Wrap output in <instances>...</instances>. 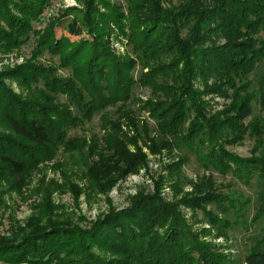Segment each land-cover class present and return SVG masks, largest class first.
Instances as JSON below:
<instances>
[{"label":"trees","instance_id":"trees-1","mask_svg":"<svg viewBox=\"0 0 264 264\" xmlns=\"http://www.w3.org/2000/svg\"><path fill=\"white\" fill-rule=\"evenodd\" d=\"M52 1L0 0V52L34 42L26 65L0 74V112L10 133H0V182L7 177L23 183L44 158L72 144L69 129L95 116L105 125L106 110L115 106V119L109 124L113 129L132 124L136 135L129 138L131 143L137 144L139 137L153 153L168 148L188 150L218 174L237 171L245 182L254 177L260 189L257 215H264V160L245 161L224 149V144L239 143L246 134L264 142V0H123L122 5L85 0L84 12L71 9L61 17L72 15L65 23L71 35L96 33L78 45L57 42L49 29L34 28L33 21L40 19ZM96 1L104 12L97 9ZM8 4L16 8L15 13ZM110 25L128 39L132 55L120 58L105 45ZM45 53L59 57V67L69 70V77H58L57 66L41 64ZM7 79L32 92L45 90L43 100L21 99L5 84ZM197 82L202 90L195 88ZM138 89H148L152 96L143 99ZM209 96L230 103L213 113L205 100ZM255 107L259 114L246 123ZM142 112L154 122L153 129L137 119ZM138 154L125 149L119 153L128 172L145 165V156L139 150ZM211 191L190 205L213 204L214 210L204 212L206 222L226 228L225 235L232 225L222 224L218 217L228 218L241 203ZM205 231H193L176 207L157 194L109 214L88 231L55 226L20 242L2 244L0 261L238 264L216 244L203 240L200 234ZM255 245L243 264H264L263 233ZM96 249L113 256L102 257Z\"/></svg>","mask_w":264,"mask_h":264},{"label":"rangeland","instance_id":"rangeland-1","mask_svg":"<svg viewBox=\"0 0 264 264\" xmlns=\"http://www.w3.org/2000/svg\"><path fill=\"white\" fill-rule=\"evenodd\" d=\"M105 1L114 5L124 3L123 0ZM98 2L97 9L104 12ZM172 3L176 1L172 0ZM86 5L85 0H53L40 19L32 24L39 32L49 29L57 42L78 45L83 39L92 40L91 37L96 33H91V37L87 32L81 36L71 35L65 23L72 15L64 19L61 17L71 9L84 12ZM164 7L171 6L165 4ZM8 9L16 12V8L10 4ZM58 19L63 20L55 27ZM105 33L104 43L113 54L120 58L132 55L128 39L120 34L115 25H110ZM33 48L34 42L31 40L20 48L0 52V74L26 65L31 59ZM39 60L45 67L57 66L58 77H69L70 71L59 67V57H50L45 53ZM5 84L21 99L43 100L42 91L45 90L41 88L32 92V89L21 86L14 79L5 80ZM201 86L198 82L195 84L198 90H202ZM136 92L143 99L152 96L148 89H138ZM205 100L210 102L213 113L222 111L230 103L229 100L213 96L205 97ZM62 101L67 100L63 97ZM105 113V125L100 123V116H95L91 122L69 129L68 137L72 144L44 158L23 183H15L7 177L1 180L0 245L20 242L32 233L48 231L55 226L88 231L109 214L129 209L138 200L158 194L162 201L176 207L193 231L207 230L200 234L203 240L216 244L227 255L233 256L238 264H243L256 246V240L261 233L264 234V215H257L260 189L256 179L253 177L246 180L250 182H245L240 179L243 174L238 176L237 171L233 174H218L188 150L168 148L153 153L149 146L144 145L145 140L138 137L140 141L137 144L129 141L131 136L136 135L132 124L122 123L115 129L111 128L109 122L115 119V106H110ZM253 114L246 119V123L253 121L259 114L258 107H255ZM54 119H58L57 115ZM137 119L154 127V122L145 112L140 113ZM186 126H189V122H186ZM0 133L10 134L1 112ZM111 136L113 141L110 140ZM134 140L137 139L134 137ZM136 148L145 156V165L128 172L119 160V153L125 149L133 155H139ZM224 149L228 154L245 161L264 160V142H256L249 134L239 143L224 144ZM210 191L229 195L241 203L237 212L231 209L228 218L218 217L222 224L228 222L232 225L225 235L222 233L226 228L220 225L214 228L206 222L204 212L214 210L213 204L203 202L200 208L190 205L196 198L206 197ZM96 253L102 257L113 256L99 249H96ZM0 264L11 263L0 261Z\"/></svg>","mask_w":264,"mask_h":264}]
</instances>
